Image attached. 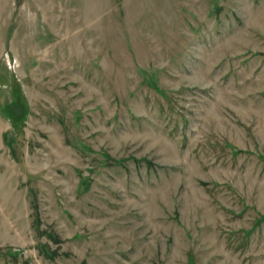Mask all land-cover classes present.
Masks as SVG:
<instances>
[{
  "label": "rangeland",
  "instance_id": "374dc122",
  "mask_svg": "<svg viewBox=\"0 0 264 264\" xmlns=\"http://www.w3.org/2000/svg\"><path fill=\"white\" fill-rule=\"evenodd\" d=\"M0 264H264V0H0Z\"/></svg>",
  "mask_w": 264,
  "mask_h": 264
}]
</instances>
